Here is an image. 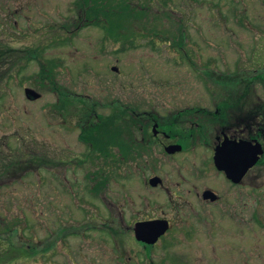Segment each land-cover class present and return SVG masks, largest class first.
I'll list each match as a JSON object with an SVG mask.
<instances>
[{
    "label": "rangeland",
    "instance_id": "1",
    "mask_svg": "<svg viewBox=\"0 0 264 264\" xmlns=\"http://www.w3.org/2000/svg\"><path fill=\"white\" fill-rule=\"evenodd\" d=\"M130 1L146 17L136 23L141 35L134 45L123 49L126 36L116 41L104 28L85 25L77 0H0V51L5 53L0 65V255L11 245L30 242L39 252L15 264H264V164L257 167L258 181L247 180L242 187L236 214L204 208L196 199L193 204L201 210L187 205L176 209L160 189L144 185L134 165L129 175L123 166L106 167L104 185L93 191L90 173L99 165L97 159L91 161L77 126L90 103L108 114L115 101L123 105L149 95H206L203 56L217 60L214 70L253 74L257 68L264 74V56H255L263 57L260 62L251 60L252 50L264 47V34L237 20L236 0ZM243 2L245 14L264 28L261 0ZM15 9L28 14L19 18L28 32L7 28L13 21L5 14ZM178 24L186 29L182 48L196 54L197 70L171 39L150 42L153 27L175 31ZM7 48L19 51L8 54ZM33 49L61 64L60 84L74 97L64 115L58 96L37 79L40 65ZM27 87L41 97L29 100ZM210 87L212 94L216 87ZM254 89L264 94V81ZM19 152L30 157L45 153L44 165H33L26 173L16 166L5 173L4 165L18 161ZM209 176L206 181L214 180ZM157 217L170 219L172 229L145 257L130 228L135 220Z\"/></svg>",
    "mask_w": 264,
    "mask_h": 264
},
{
    "label": "flooded vegetation",
    "instance_id": "2",
    "mask_svg": "<svg viewBox=\"0 0 264 264\" xmlns=\"http://www.w3.org/2000/svg\"><path fill=\"white\" fill-rule=\"evenodd\" d=\"M261 2L264 4V0ZM243 4V0L233 3V9L238 13L237 20L246 21L250 28L264 34L263 25L245 14ZM5 15L9 16L6 20L13 21L10 27L7 26L12 33L28 32L19 24V18L28 17L25 10L15 9ZM185 36L188 38L186 32ZM176 49L197 70L193 58L196 54L182 46ZM251 54L254 56L252 62H260L263 57L257 59L255 56H264V47H256ZM202 59L203 83L208 94L192 97L149 95L123 103L124 139L129 150L119 161L126 175L131 172V166L138 168L144 185L149 189H160L176 209L187 205L198 211L202 209L199 205L236 214L242 200V187L247 180L255 183L259 179L257 167L264 164V152L259 161L237 181L218 164L225 149L230 155V165L242 169L244 142L248 148L261 145L264 150V94H257L254 89L255 84L261 85L264 81V74L257 68L253 69V74L246 69L218 71L212 69L217 60L204 56ZM237 60V68H240L242 65ZM212 83L216 88L210 94ZM181 154L187 157L182 159ZM99 162L109 167L115 160L101 159ZM210 174L214 180L206 181ZM155 177L159 182L153 186L150 181ZM194 199L198 202L197 206L193 204ZM158 219L168 221L166 233L155 243L139 240L135 232L136 224ZM108 229L118 234L114 228ZM130 229L143 255L149 257L154 246L172 229V223L164 217L139 219ZM21 259L30 260L28 257ZM15 261L9 264H15ZM173 261L178 263L176 259Z\"/></svg>",
    "mask_w": 264,
    "mask_h": 264
},
{
    "label": "trees",
    "instance_id": "3",
    "mask_svg": "<svg viewBox=\"0 0 264 264\" xmlns=\"http://www.w3.org/2000/svg\"><path fill=\"white\" fill-rule=\"evenodd\" d=\"M130 1V0H129ZM127 0H77L76 10L77 14L83 19L85 25H96L104 28L110 32L116 41L121 40L126 36L125 41L122 43L123 49L126 44H133L141 33L135 30V26L138 25L137 21L146 17L145 10L143 8L134 7L132 3ZM137 23V25H136ZM149 30V29H148ZM152 34L151 43L155 45L154 38L160 40L171 39L172 46L175 48L183 47L185 45V32L186 29L183 25H177L174 30H158L154 27L149 30ZM123 40V39H122ZM2 48V47H0ZM7 53L17 52L13 48H7ZM14 50V51H13ZM29 51L28 54L29 59ZM5 53L0 51V65ZM32 57L36 58L39 62L40 69L37 73V79L43 88L50 89L55 95L58 96V106L63 109V115L68 112L70 105L74 102V97L68 91L67 87L62 86L59 80V66L60 62L48 61L40 57L39 52L33 49L31 52ZM95 103H90L91 108L87 109L80 117L77 122V126L80 128V139L90 147V157L94 162L97 159L96 169L90 174L92 177L93 184L96 187L93 191L97 193L105 183V177L109 174L106 171V167L99 160H115L113 167L120 169L122 167L121 159L125 156L129 150L125 139H124V127L126 123L123 118V105L122 103L115 101L112 103L111 113L104 115L98 112L94 106ZM66 110V111H65ZM20 159L18 161L11 160L4 165L3 170L5 173H9L11 169L19 166L23 173H26L33 165L35 168H40L44 165L43 157L45 153L40 152L41 156H26L24 153L19 152ZM94 155V158L92 157ZM118 160V161H117ZM48 162V159L45 161ZM108 165V164H107ZM9 175V174H6ZM109 178V177H108ZM66 235H62L64 237ZM22 245L14 247L11 245L7 252L0 255V264H9L12 261L21 258H32L33 254L38 253L36 249H39L36 244L30 242H21ZM49 246V245H48ZM46 248V247H45ZM44 249V248H43ZM42 249V251H44Z\"/></svg>",
    "mask_w": 264,
    "mask_h": 264
},
{
    "label": "water",
    "instance_id": "4",
    "mask_svg": "<svg viewBox=\"0 0 264 264\" xmlns=\"http://www.w3.org/2000/svg\"><path fill=\"white\" fill-rule=\"evenodd\" d=\"M113 70L117 71L118 67L114 66ZM25 95L29 100H37L41 97L40 92L30 87L25 88ZM244 146L242 169H238V167L235 168L230 165V155L225 149L221 152V162L218 160L220 162L218 166H221L226 171L227 175L234 178L236 181L243 177L247 170L259 161L264 152L261 145H258V147L248 148L244 142ZM150 182L153 186H155L158 184L159 179L158 177H155L152 178ZM168 229V221L164 219L138 222L135 226L137 238L147 243H155L160 236L166 233Z\"/></svg>",
    "mask_w": 264,
    "mask_h": 264
}]
</instances>
